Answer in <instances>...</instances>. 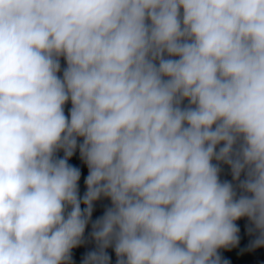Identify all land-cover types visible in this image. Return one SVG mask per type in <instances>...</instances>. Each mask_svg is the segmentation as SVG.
Masks as SVG:
<instances>
[{
  "label": "clouds",
  "instance_id": "clouds-1",
  "mask_svg": "<svg viewBox=\"0 0 264 264\" xmlns=\"http://www.w3.org/2000/svg\"><path fill=\"white\" fill-rule=\"evenodd\" d=\"M242 219L264 248V0H0V264H227Z\"/></svg>",
  "mask_w": 264,
  "mask_h": 264
},
{
  "label": "trees",
  "instance_id": "trees-1",
  "mask_svg": "<svg viewBox=\"0 0 264 264\" xmlns=\"http://www.w3.org/2000/svg\"><path fill=\"white\" fill-rule=\"evenodd\" d=\"M66 111H67V108H66ZM70 163L71 164L75 163V166L81 169L80 191H81V194H83V191H84L83 181L87 175V168L80 161L78 153L73 156V158L70 160ZM223 178L231 179V177L228 176L226 173L223 176ZM108 203L109 202L106 200L97 202V204L94 207V212H93V217H92L93 220H95L96 218L100 217L103 214L105 207L108 205ZM97 212H98V216L94 217ZM237 223L240 229L239 244L238 246L230 250H222L221 256L223 260H226L227 264H264V248L249 250L248 246L250 244V241L253 239V237L248 234L247 221L242 219L238 221ZM89 231H90V227L89 229L86 230V233H85L86 237ZM90 245L91 243H87L83 246H90Z\"/></svg>",
  "mask_w": 264,
  "mask_h": 264
}]
</instances>
